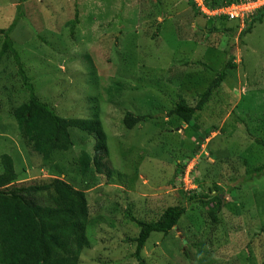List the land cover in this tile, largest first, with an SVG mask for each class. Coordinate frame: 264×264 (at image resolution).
<instances>
[{
    "label": "rangeland",
    "instance_id": "obj_1",
    "mask_svg": "<svg viewBox=\"0 0 264 264\" xmlns=\"http://www.w3.org/2000/svg\"><path fill=\"white\" fill-rule=\"evenodd\" d=\"M20 1L0 0V27H8L20 9L23 16L11 38L23 62L37 63L24 71L34 79L39 100L62 118H99L107 137L105 163L125 180L108 183L104 176L89 174L93 171L80 178L79 155H91L96 141L76 130L67 152L54 154L47 145L38 154L25 146L11 115L24 94L10 57L0 63V156L13 158V185L26 187L64 175L72 188L86 193L95 242L85 262L137 264L134 245L124 239L135 237L138 229L126 216L155 219L165 208L183 203L186 214L170 236L151 234L141 253L144 264H264V176L244 183L245 172L260 166L263 156L253 152L243 165L239 157L255 141L234 113L241 97L264 92V20L240 38L248 18L243 24L223 20L221 26V21L197 14L194 0ZM75 6L79 22L69 36L64 25L74 20ZM261 7L264 2L250 8L249 17ZM2 42L0 36V47ZM37 50H43L42 58L32 52ZM228 61L235 68L196 114L200 135L212 126L219 129L197 152V133L168 117V111L179 102L194 106ZM260 98L254 103L260 106L254 128L264 140V95ZM128 112L154 118L126 130L122 118ZM220 129L237 133L228 136ZM192 153V159H184ZM176 164L184 171L174 183ZM196 176L206 187L216 183L225 194L233 189L215 227L199 205L188 204L191 191L200 193ZM120 217V227L111 228Z\"/></svg>",
    "mask_w": 264,
    "mask_h": 264
},
{
    "label": "trees",
    "instance_id": "obj_2",
    "mask_svg": "<svg viewBox=\"0 0 264 264\" xmlns=\"http://www.w3.org/2000/svg\"><path fill=\"white\" fill-rule=\"evenodd\" d=\"M25 1L27 0H21L20 2L24 3ZM202 1L208 10L214 11L249 0ZM193 7L197 14H202L195 4ZM16 15L17 18L8 27H0V36L3 37L0 47V63L10 57L13 59L18 68V76L23 87L24 101L11 112L20 140L24 141L25 146L35 153L44 152L47 145H49L53 147V153L55 154L67 152L74 146L71 136L72 130L84 133L85 136H93L96 144L92 149V154L82 152L79 155L78 175L80 178L93 171L89 174L94 173L93 175L104 176L108 183L115 180L124 182L123 177L125 175L121 173L114 174L112 169L105 163L109 160L107 137L99 118H62L55 113L53 107L39 100L33 83L34 79L27 76L29 71H24L28 64L34 65L37 63L32 60L28 61V64L27 61L23 62L20 50L16 48L11 38L18 19L23 16L20 9H17ZM202 16L207 19L221 21V26L223 20L228 21L225 17L208 18L203 14ZM263 20L264 7H261L245 21V28L241 32L240 38L250 34L254 26L262 24ZM78 22L75 6L74 20L68 21L64 25L69 30V36L75 34ZM212 31L226 33L224 28L219 30L213 28ZM49 46V44L45 45L46 48H49ZM32 52L37 57L43 55V50L42 53L39 50ZM233 68L235 66L232 61L225 63L223 68L216 72L217 76L207 89L196 99L194 106L179 102L174 103L172 109L168 111V117L177 119L182 125H185L186 129L197 133L198 136H196L199 138L195 139L198 142L197 152L199 146L211 134L216 133L219 128L212 126L208 133L200 135L198 133L200 128L196 125V114L203 110L225 81L228 70ZM116 89L120 90V87ZM263 95L264 92L260 91L252 92L247 97H241L238 101L239 105L236 106L237 108L235 107L236 111H234L235 114L238 111L237 116L241 122L239 125H242L248 131V135L252 136L255 141V145H252L253 149L245 148L242 152L245 157H239V159L242 160L243 165H246L249 163L248 159H250L253 152L261 153L263 156L260 166L245 172L247 179L244 183L250 182L253 176H264V140L258 137L254 128L256 127L255 116L260 110V106L254 103H259L260 97ZM233 99L236 100L235 97ZM152 118L154 117L134 115L128 112L122 118V125L126 130H132ZM220 132L228 136H234L237 133L235 130L228 133L226 129H220ZM194 153L185 155L184 159L189 161L193 158ZM214 158L218 165V162L221 161L219 159L220 153L214 155ZM174 167L172 182L176 183L178 177L181 176L179 172H183L184 169L179 164L174 165ZM64 177V175L63 177L60 175L58 178H50L48 181L36 185L17 187L13 185L17 180L13 158L7 154L0 156V264H95L90 259V261H87L88 263L84 261V259H88L85 254L94 248L95 242L93 222L89 218V198L87 201L86 193L72 188ZM193 179V182L198 185L200 193H197L196 190L191 191V196H188V204L199 205L205 212V217H207L210 224L215 227L218 224L217 214L221 211L223 204L226 202V197L233 192V189H228V193L225 194L223 189L216 183L206 187L197 176ZM229 183L232 185V182ZM262 210H264V207H262ZM185 214L186 205L183 203L165 208L155 219L141 220L129 213L126 220L136 226L138 234L135 237H125L124 243L134 245L135 252L132 256L134 261L137 264H144L141 253L151 234H159L167 238ZM121 218L116 221L118 223L109 224L110 227L115 228V224L121 225ZM262 227L260 233L264 231V226Z\"/></svg>",
    "mask_w": 264,
    "mask_h": 264
},
{
    "label": "built area",
    "instance_id": "obj_3",
    "mask_svg": "<svg viewBox=\"0 0 264 264\" xmlns=\"http://www.w3.org/2000/svg\"><path fill=\"white\" fill-rule=\"evenodd\" d=\"M264 2V0H249L238 4H232L225 8H219L217 10H208L202 0H194L196 8L207 17H225L228 21H239L243 24L244 20L249 17L250 8L258 6V4Z\"/></svg>",
    "mask_w": 264,
    "mask_h": 264
},
{
    "label": "clouds",
    "instance_id": "obj_4",
    "mask_svg": "<svg viewBox=\"0 0 264 264\" xmlns=\"http://www.w3.org/2000/svg\"><path fill=\"white\" fill-rule=\"evenodd\" d=\"M205 16V15H204ZM207 17V16H206ZM209 18V17H208ZM228 22H230V21H228ZM185 126V125H184ZM190 171H191V169H190Z\"/></svg>",
    "mask_w": 264,
    "mask_h": 264
}]
</instances>
